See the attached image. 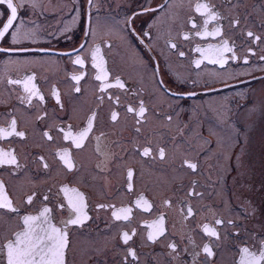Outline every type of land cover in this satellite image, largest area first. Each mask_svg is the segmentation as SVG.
<instances>
[{"label": "flooded vegetation", "instance_id": "af4514ba", "mask_svg": "<svg viewBox=\"0 0 264 264\" xmlns=\"http://www.w3.org/2000/svg\"><path fill=\"white\" fill-rule=\"evenodd\" d=\"M32 2L0 41V129L23 133L0 137L16 158L0 164V264L9 243L53 229L63 264H264V214L221 192L218 134L249 120L264 88V0ZM16 28L30 38L13 44Z\"/></svg>", "mask_w": 264, "mask_h": 264}, {"label": "snow or ice", "instance_id": "6c2138e0", "mask_svg": "<svg viewBox=\"0 0 264 264\" xmlns=\"http://www.w3.org/2000/svg\"><path fill=\"white\" fill-rule=\"evenodd\" d=\"M0 4H6L7 8L10 9V14L8 16V18L4 21V23L2 25H0V41H3L4 38L10 33V30L14 29L15 24L18 22V18H17V11H18V7H23L24 6V0H20V4H15L13 2V0H0ZM32 7L35 8L36 7V2L35 0H33L32 2ZM201 8L204 9H208V5L206 4H198L197 5V11H200ZM149 9H144V11H148ZM3 17V13H0V18ZM213 19H215L216 17L213 15L212 16ZM22 23V21L20 22ZM249 36L252 35V33L248 34ZM30 38V34L28 33H22L20 31V29L16 28L14 31H12V35H11V40L13 44H17L20 43L21 40H26ZM258 39V38H257ZM81 47H83V45H81ZM173 47H175V45H173ZM0 51H5V49L0 48ZM96 52H99V49L96 50ZM180 55H183V53H180ZM93 59H96V56H93ZM77 64H83V61L79 59V57H77L76 61ZM101 76H97V79H101ZM74 79L79 80L80 77H74ZM119 84V82H118ZM120 87H123L122 84L119 85ZM26 91H32L31 89H28L26 86ZM77 91H79V89H77ZM33 94H35V92H33ZM129 111H132V109H129ZM144 108L141 107L140 108V115H143L144 113ZM113 119H116V115L113 114ZM20 135L23 136V133H17L15 131V121L13 120L11 122V126L10 129H0V137H4L7 135ZM87 135V130H85L84 132H82L80 134L81 139ZM76 146L79 147L80 143L77 142ZM144 154L148 155L149 154V150L145 149L144 150ZM160 156L163 157L164 153L163 150H161L160 152ZM0 164H15L16 163V158L14 156H12L11 153H2L0 152ZM63 158V157H62ZM65 163L68 165V167H72L71 163L69 161H65ZM188 167L190 168H195L196 166L194 164H189ZM131 175V174H130ZM3 188V185L0 184V189ZM29 202H31L29 200ZM0 208H11V203L10 201L5 200V202L0 203ZM75 211L78 213H81V208L78 206H74ZM13 211L15 209H12ZM47 212V209L45 210ZM191 211V210H190ZM85 218L83 217V215H77V217L73 220H70L69 223L71 224H79L81 223V220ZM116 218L117 219H121V215L116 214ZM124 219H127L128 217L125 215L123 217ZM33 218L31 217H26L25 218V224H30L31 220ZM217 224L221 223V221H216ZM53 233H55L56 235L54 236H46V237H36V240L34 242H30L28 244V246L26 248H20L18 246H14L12 243L8 244V264H50L51 261H55V264H63V251L64 248L66 247V235L65 234H60L58 229H53L52 230ZM205 231H207L211 236H216L217 232L214 229H208L207 226H205ZM25 236L31 238V234L30 233H26ZM124 242L127 243L129 239H131V237L125 233L124 234ZM150 239H152L153 237H149ZM45 239H47L48 241H51V244H47L45 243ZM24 243V238L23 237H19L18 236V240H17V244H23ZM41 245L43 247H41ZM174 247V246H173ZM37 249H39V251H37ZM245 253L248 252L247 249L243 250ZM205 252H207L209 255H211V250L208 249L207 247L205 248ZM132 255L134 256L135 254L132 253ZM39 256V262L36 261V257ZM261 256L264 257V252L261 253ZM48 258V259H46Z\"/></svg>", "mask_w": 264, "mask_h": 264}, {"label": "rangeland", "instance_id": "374dc122", "mask_svg": "<svg viewBox=\"0 0 264 264\" xmlns=\"http://www.w3.org/2000/svg\"><path fill=\"white\" fill-rule=\"evenodd\" d=\"M223 122L218 134L229 151V184H221V192L245 196L252 209L264 214V197L261 206L253 199V191L261 190L260 196L264 194V88L249 120ZM247 189L255 195L247 193Z\"/></svg>", "mask_w": 264, "mask_h": 264}, {"label": "trees", "instance_id": "16d2710c", "mask_svg": "<svg viewBox=\"0 0 264 264\" xmlns=\"http://www.w3.org/2000/svg\"><path fill=\"white\" fill-rule=\"evenodd\" d=\"M253 192H255V194H256L257 196H256L254 193L250 192V191L247 189V193H249V194H254V195H255V197H254L253 199H255V200H256V202H259V204H258V205H260V206H261V201L263 200L264 194H263L262 196H260V195H261V193H262V191H261V190H259V191H253ZM259 197H260V198H259ZM262 209H264V208H262Z\"/></svg>", "mask_w": 264, "mask_h": 264}]
</instances>
